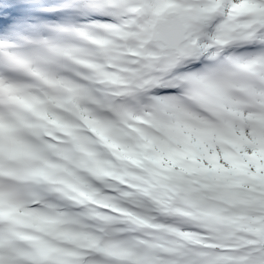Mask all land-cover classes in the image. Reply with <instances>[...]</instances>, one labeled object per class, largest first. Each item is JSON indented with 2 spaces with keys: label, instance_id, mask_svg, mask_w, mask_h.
<instances>
[{
  "label": "snow or ice",
  "instance_id": "6c2138e0",
  "mask_svg": "<svg viewBox=\"0 0 264 264\" xmlns=\"http://www.w3.org/2000/svg\"><path fill=\"white\" fill-rule=\"evenodd\" d=\"M0 18V264H264V0H75Z\"/></svg>",
  "mask_w": 264,
  "mask_h": 264
},
{
  "label": "rangeland",
  "instance_id": "374dc122",
  "mask_svg": "<svg viewBox=\"0 0 264 264\" xmlns=\"http://www.w3.org/2000/svg\"><path fill=\"white\" fill-rule=\"evenodd\" d=\"M82 22V21H81ZM78 25V24H77Z\"/></svg>",
  "mask_w": 264,
  "mask_h": 264
}]
</instances>
